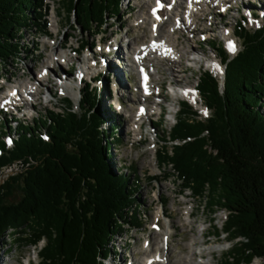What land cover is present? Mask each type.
Here are the masks:
<instances>
[{
	"label": "trees",
	"instance_id": "1",
	"mask_svg": "<svg viewBox=\"0 0 264 264\" xmlns=\"http://www.w3.org/2000/svg\"><path fill=\"white\" fill-rule=\"evenodd\" d=\"M93 2L105 18L119 16L121 0H70L68 6L75 15L83 14V26L97 16L91 9ZM47 13L43 0H0L2 65L18 58L22 31L44 23ZM261 18V25L251 29L245 25L246 17L236 22L233 33L240 48L232 57L221 44L209 43L214 50L217 46L224 74L221 89L219 78L211 71H200L197 76V93L208 116L202 118L189 101H180L174 123L158 137L157 163L172 169L180 192L187 189L203 199L210 214L217 208L226 212L221 229L214 218L209 219L214 236L222 233L229 243L220 264H251L256 258L264 264V16ZM82 93L80 113H50L38 125L35 121L33 125L20 123L13 117L15 125L8 136L11 147L0 131V167L26 155L37 162L0 187V253L2 237L9 230L15 234L29 231L26 244L47 239L38 252V264H103L119 229L134 224L127 214L137 186L131 185L129 176L117 172L112 160L113 141H119L118 116L111 106L101 107V95L95 88ZM161 121L162 117L157 126L161 127ZM38 126H44V133ZM16 190L19 199L6 202Z\"/></svg>",
	"mask_w": 264,
	"mask_h": 264
},
{
	"label": "rangeland",
	"instance_id": "2",
	"mask_svg": "<svg viewBox=\"0 0 264 264\" xmlns=\"http://www.w3.org/2000/svg\"><path fill=\"white\" fill-rule=\"evenodd\" d=\"M69 1L43 0L48 8V13L45 15V18H42L45 22L41 21V23L39 22L40 24L37 22L32 28L29 27L23 30L21 33L22 38L20 39L23 47L21 50H18V58L10 59L5 65L0 63V98L7 93V88L10 85H15L16 82H20L19 89L22 90L20 84L26 82L25 80L34 78L35 73L41 70L43 63L48 60L52 50L56 47L59 49V46H61L59 52L67 54L68 60L64 61L66 65L62 63L58 65L55 61L53 62V66L49 68L50 77L48 81L40 84V93L37 94V97L35 96V99L38 100L34 101L28 98L25 103L21 104L26 110V115L22 117L18 113L19 115L15 116V118L20 123L24 122L25 124L33 125L35 121L38 125L39 121L47 119L50 113L59 116H65L66 113L73 110L80 113L78 101L83 94L82 91H88V87L95 88L99 92V96L101 95L100 105L102 108L108 109L111 106L110 108L118 116L116 117L115 125L117 126L119 141H113L112 160L115 166L118 167L117 172L129 176L131 183H133L131 185H136L137 189L132 192L135 201L128 207L127 214L134 224H123L114 236L112 239L113 244H111L113 246H110L109 250L106 251V254L110 256V260H106V264H109L111 260L116 264H123L124 258L128 257L129 254L131 259L135 255V259H139L140 261L143 257V243H145L147 238H153V233L155 232L161 233L158 241L160 243L163 242L164 234L162 233V229H165V227H169L172 234L169 240L172 259L176 260L178 254L182 251L187 252L185 245L195 239L197 247L194 252L199 253L195 258V262L220 264L224 254L227 252L229 243L224 239V234L221 233L218 237L212 234L213 228L209 224V219L210 217L214 218L218 229H221L226 212L217 208L214 214H210L209 210L204 206L203 199L193 196L187 189L184 192H180L179 181H177L172 169L169 166L158 165L156 149L160 146L158 144V137L163 136L162 131L169 130L175 121L177 114L173 115L169 112L174 101V104L179 103V101H189L192 107L201 114L202 118L209 113L201 105L197 94L194 97H183L178 101L173 99L174 91L170 85L184 84V86L188 87L195 86L197 76L203 70H209L217 76L220 74L222 78L223 66L217 55V46L214 45V50L209 46V43L214 42L224 47L226 46L225 39L228 38L235 46V51L230 50V54H234L240 48L239 39L233 33L234 25L241 17H246V27L249 29L257 28L261 24V17L264 16V0H234L231 3L232 6L228 7L226 5V8L228 7L227 11H224L226 14H223V8L220 7L217 10L218 13H214L213 16L210 15L212 18L210 24L207 22V19L196 18L198 25L194 27L196 31H193V33L185 31L184 27H182L178 28L175 34H171L170 38L172 42L174 40L175 44L177 42L175 45L176 52L182 53L183 48L184 50L187 49V52L183 55L181 65L175 63L173 65V63H169L167 60L161 64L155 61L157 62V69H149L150 71H154V69L160 71L158 75L154 74L153 76L155 79L158 78V81L154 83L156 86L153 92H161L160 97L155 95L149 97L151 101L150 109L154 105L158 107L156 102L161 100L162 95H164L163 106L166 107V112L162 116L161 127H157L153 123L157 120V115L143 120L144 125L139 136L142 138L141 141H138L134 137V134L131 133L133 121L128 116L129 111L136 113L140 103L136 102L138 95L136 94V87L139 86L140 82L138 73L136 70L130 68L128 69L129 71L124 72L123 78L127 83L125 87H128V89H121L119 86L117 90L115 83L112 82V79L118 82L112 74L113 69H106L104 60L100 56H104L107 60L113 62V66H115L117 64L114 63L116 58L112 55L114 54V49L119 44L121 50L125 52L126 43L130 40H136L138 44L142 42L147 43V40L150 38V28L136 26V23L150 14L149 12L155 0H121L119 16L112 20L105 18L102 15L103 11L100 14L98 7L93 2L91 9L97 16H93L96 20L90 21L89 26L82 25L83 14L81 13V16L77 17L72 7L68 6ZM217 4H219L218 1ZM80 11L83 12L82 9ZM98 14L101 16H98ZM252 14H257L258 16ZM99 17H101V20H99ZM164 29L167 30L168 28L165 27ZM178 38L179 40L177 41L176 39ZM99 40L101 45H103L102 50L98 47ZM99 50L104 52H100ZM187 56L188 59L192 60L187 61ZM209 57L212 63H214L215 59L218 63L220 62L217 66L218 70L214 67V69L207 68L204 65H207L204 59ZM86 65L90 66L89 70L84 69ZM80 66L82 70H80ZM173 67L174 73L172 72ZM80 71H83V73ZM61 81H65L66 85L61 84ZM69 83H72L74 90ZM221 87L222 80L220 81V89ZM119 97L122 104H124V110L120 111L116 108ZM9 102L12 103L11 100ZM140 104L145 103L141 101ZM10 108L11 105L7 103L5 110H0L2 111L0 112V131L5 133L4 137L2 136L4 141L9 135H12L10 130L11 127L13 130L15 125L12 122L14 118L10 116L17 115V113L15 114V112L8 110ZM4 114L6 117H4ZM38 127L39 131L44 133V126ZM126 130H130V133H127ZM8 141L6 140V142ZM8 144L10 145V142ZM17 160L27 163V167L13 170L7 176L5 173L1 174L0 187L11 177L21 176L37 164L35 159L29 155ZM14 161L7 164H11ZM3 177L5 178L2 180ZM20 195V191L16 190L12 196L6 199V202L15 203ZM162 198H166L164 205L162 204ZM162 208L165 212V217L161 214L162 216L158 220L156 213L159 210L162 211ZM189 211H192L191 217L188 215ZM156 223L161 226V230L156 226ZM203 227H207L208 235L204 234L202 236L201 229ZM29 233V231H25L24 233L15 234L9 230L2 237L0 264H38V252L46 244L47 239L41 237L36 245L30 242L26 244L27 241L25 239L29 236ZM19 237H21V241L16 240ZM124 246L125 249L123 248ZM146 247L144 246V248ZM123 249V253L120 254ZM115 252L116 254H113ZM200 252H203V258H200ZM129 259L127 258L128 261ZM260 262L261 260L256 258L251 264H259Z\"/></svg>",
	"mask_w": 264,
	"mask_h": 264
},
{
	"label": "bare ground",
	"instance_id": "3",
	"mask_svg": "<svg viewBox=\"0 0 264 264\" xmlns=\"http://www.w3.org/2000/svg\"><path fill=\"white\" fill-rule=\"evenodd\" d=\"M233 1L234 0H223L222 4H217V0H170V1L155 0L154 5H152L151 11L149 12L151 15L148 14V16L146 17L142 16L143 17L142 20L136 23V26L139 25V26H145V27L150 28V35H149L150 38L148 39L149 41L147 40V43L142 42L141 44H138L136 43V40L135 41L130 40L126 43L127 45H126L125 52L121 50V47L119 44V46H117L114 49V52H113L114 54L112 55L114 58H116L114 63H117V64H115V66H113L114 65L113 62H111L110 60H107V58H105L104 56H100V58L104 60L106 69H109V68L113 69L112 74L114 77H116L118 82H116L114 79H112L113 80L112 82L115 83L116 85L115 87H117V90L119 89V86L121 87V89L123 88L128 89V87H125L127 86V83L123 78L124 72L129 71L128 69L130 68V69L136 70L138 73L140 82H139V86L136 87L137 89L136 94H138L136 102L141 103V101H143V103L145 104L139 103L136 113H133L132 111L128 112L129 114L128 116H130L131 120L133 121V123L131 124L132 125L131 133L134 134V137L138 141H141L142 139L139 136L141 135V131L143 129L142 128L144 125L143 120L145 118L153 116L152 115L153 113L157 114V111H158L157 109H161V110L163 109V106L161 104L160 105L157 104L158 101L156 102L158 107H155L156 105H154L150 109L151 101L149 97L154 96L153 89L156 86L154 83L155 81H158V78L155 79L153 76L154 74L158 75L160 73V71L156 70L158 67L157 62L158 64L159 62L161 64L163 61L167 60L169 63H173V65L174 63L181 65L183 61V55L184 53L187 52V49L184 50V48H183L182 53L176 52L175 45L177 44V42L176 44L174 43L175 40L174 42H172L170 38L171 34L173 33L175 34L176 30L182 27H184L185 31L187 32L191 31L193 33V31H196V28L194 29V27H197L198 25L196 18H199L202 20L207 19V22L210 24L212 21V18L210 17V15L213 16L214 13H218L217 12L218 8H220L223 5H228V7L232 6L231 3ZM224 13L226 14V12H223V14ZM207 14H209V16H207ZM184 23H187V24H184ZM210 26L212 27V25ZM165 27H167L168 29L165 30L164 29ZM176 40L178 41L179 38ZM60 47L61 46H59V49L58 47H56L52 50V53L49 55L48 60H46L43 63L42 69L35 73L34 78L25 80L26 82H23L22 84H20L22 90L19 89L20 82H16L15 85H10L7 88V91H6L7 93L4 94L3 97L0 98L1 109L5 110L6 108L5 104L7 105V103H9L10 100L11 101L17 100V96L19 97L20 99L19 101L21 103H25L23 102V100H27L28 99L27 97H30L31 100H34V101L38 100V99H35V96L37 97V94L40 93V84L42 83L44 84L45 82L48 81L50 77L49 68L53 66L54 64L53 62L55 61L58 65L59 64L61 65V63L65 64L64 61L68 60L66 53L59 52ZM110 47H113V46H110ZM188 60L190 61L192 59H188V56H187V61ZM86 66L84 69L89 70L90 66L89 65H86ZM150 68L152 69L156 68V69H154V71H150L149 70ZM80 70H82L81 66H80ZM172 70H173L172 72L174 73L175 72L174 67ZM80 72L83 73V71H80ZM143 82L145 83V86H143ZM60 83L66 85L65 81L64 82L61 81ZM72 83H69V85L72 86ZM71 88L74 90L73 86ZM18 91H21L26 96L23 95L24 98H21V96L18 94ZM187 93H189V91H187ZM160 95H161V92H159V97ZM162 98H165V96L162 95ZM120 100L121 99L119 97V100H117L119 103L117 102L118 105L116 107L117 109H119V111L124 110V104H122ZM23 111H25V108ZM22 112L20 113L21 116H22ZM18 115L19 114L17 113V115H14V116H18ZM126 131L127 133H130V130H126ZM162 211H163V208H162ZM162 211L159 210L156 213V217H158V220H160L159 218L162 215L165 217V214H164L165 212L163 211L162 213ZM188 215L189 217H191L192 211H189ZM168 225H170V223H168ZM156 226L159 228V230H161L160 229L161 226L158 223H156ZM162 233L164 234V238H163V242L161 243L160 241H158L161 233L155 232L153 233L154 235L153 238L149 237L146 239L145 243H143V247H142L143 257L141 258L140 261L139 259H135L136 258L135 255L131 259V256L129 254L128 257L124 258L123 264H175V263L176 264H205L201 261L195 262V258L197 257V255H199V253L197 254L194 252L195 248L197 247L195 239H193L191 242L185 245V249L187 250V252L182 251L183 253L182 252L179 253L178 256L176 257L177 258L176 260L172 259L171 244L169 243V240L172 237L171 230L169 227L168 228L165 227V229H162ZM202 236H204V232H202ZM144 246L145 247L147 246V247L144 248ZM123 248L125 249V246ZM124 249L121 251L120 254L123 253ZM113 254H116V252ZM203 256H204L203 252H200V258H203ZM109 257L110 256H108L106 260H108ZM127 258H130L129 261L127 260ZM106 260L104 263H106ZM109 264H116V263L113 262V260H111Z\"/></svg>",
	"mask_w": 264,
	"mask_h": 264
},
{
	"label": "built area",
	"instance_id": "4",
	"mask_svg": "<svg viewBox=\"0 0 264 264\" xmlns=\"http://www.w3.org/2000/svg\"><path fill=\"white\" fill-rule=\"evenodd\" d=\"M27 167V163L22 162L21 160H16L11 164H7L0 168V175L5 173L6 176L13 170H17L18 168H25ZM5 176V177H6ZM3 177L2 180L5 178Z\"/></svg>",
	"mask_w": 264,
	"mask_h": 264
},
{
	"label": "snow or ice",
	"instance_id": "5",
	"mask_svg": "<svg viewBox=\"0 0 264 264\" xmlns=\"http://www.w3.org/2000/svg\"><path fill=\"white\" fill-rule=\"evenodd\" d=\"M230 48L232 51H235V46L234 45H230ZM205 114H207V112H205Z\"/></svg>",
	"mask_w": 264,
	"mask_h": 264
}]
</instances>
